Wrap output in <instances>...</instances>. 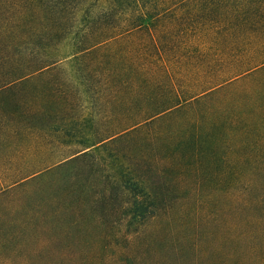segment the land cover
I'll return each mask as SVG.
<instances>
[{
  "label": "trees",
  "instance_id": "1",
  "mask_svg": "<svg viewBox=\"0 0 264 264\" xmlns=\"http://www.w3.org/2000/svg\"><path fill=\"white\" fill-rule=\"evenodd\" d=\"M63 62L78 67L83 103L72 109L65 90L14 101L35 73ZM166 133L173 145L161 142L155 157L153 139ZM50 135L79 154L48 169L17 168L0 197L103 154L132 238L193 197L194 207L204 188L211 201L220 195L227 232H236L224 255L245 264L254 253L264 264V0H0V156L24 161ZM27 222L7 223L0 264H50L18 243ZM249 241L256 246L244 249Z\"/></svg>",
  "mask_w": 264,
  "mask_h": 264
},
{
  "label": "rangeland",
  "instance_id": "2",
  "mask_svg": "<svg viewBox=\"0 0 264 264\" xmlns=\"http://www.w3.org/2000/svg\"><path fill=\"white\" fill-rule=\"evenodd\" d=\"M76 68L63 62L35 73L25 85L27 94L14 95V101L21 103L27 98L33 102L38 90L48 96L65 90L69 106L75 108L84 100L76 94L82 89L76 79ZM156 138L152 154L159 157L161 142L173 145V139L170 133ZM45 141L39 150L30 148L24 161V157L18 159L13 153L9 157L0 156V188L7 186V179L15 176L19 167L27 171L48 169L81 150L60 137L50 135ZM137 145L135 141L134 146ZM170 163L166 161L168 169L164 166L170 172L168 180L175 175L170 171ZM151 166L147 164L144 169L149 171ZM117 177L109 159L96 154L80 157L15 188L0 197V235L10 230L6 226L10 219L26 218L24 236L18 243L27 257L38 263L48 260L50 264H235V259L224 255L234 248L231 241L236 240L233 239L236 232H227L228 215L220 195L211 201L210 193L202 188L194 207L193 197L187 206L174 207L167 218L149 221L132 238L116 214L124 203ZM186 178L190 180L193 176ZM241 245L247 250L256 246L253 241ZM9 250H1V254L13 255ZM243 263L260 264L254 253L247 254Z\"/></svg>",
  "mask_w": 264,
  "mask_h": 264
}]
</instances>
